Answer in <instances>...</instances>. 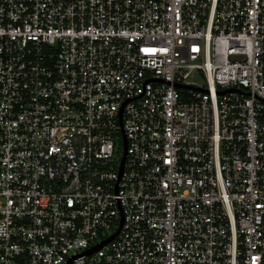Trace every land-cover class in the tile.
I'll return each mask as SVG.
<instances>
[{"label":"built area","instance_id":"built-area-1","mask_svg":"<svg viewBox=\"0 0 264 264\" xmlns=\"http://www.w3.org/2000/svg\"><path fill=\"white\" fill-rule=\"evenodd\" d=\"M0 264H264V0H0Z\"/></svg>","mask_w":264,"mask_h":264},{"label":"rangeland","instance_id":"rangeland-1","mask_svg":"<svg viewBox=\"0 0 264 264\" xmlns=\"http://www.w3.org/2000/svg\"><path fill=\"white\" fill-rule=\"evenodd\" d=\"M190 79L193 81L199 82V83L205 82V79L203 77L199 76L197 73L194 74Z\"/></svg>","mask_w":264,"mask_h":264},{"label":"water","instance_id":"water-1","mask_svg":"<svg viewBox=\"0 0 264 264\" xmlns=\"http://www.w3.org/2000/svg\"><path fill=\"white\" fill-rule=\"evenodd\" d=\"M113 237H114V236H112L111 238H109V239L103 241L101 244L95 246L94 248L91 249V251H94V250H96V248L101 247L102 245H104L107 241H109V240L112 239Z\"/></svg>","mask_w":264,"mask_h":264}]
</instances>
